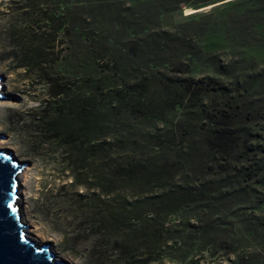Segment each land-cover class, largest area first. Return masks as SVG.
<instances>
[{"label": "rangeland", "instance_id": "1", "mask_svg": "<svg viewBox=\"0 0 264 264\" xmlns=\"http://www.w3.org/2000/svg\"><path fill=\"white\" fill-rule=\"evenodd\" d=\"M32 1L0 0V76L5 79L0 80V94L8 98L0 100V136L4 137L0 149L12 151L19 163H28L19 177L21 220L30 227V238L49 244L65 264H110L118 257L97 248L101 239L94 246L93 234H76L80 226L90 229L77 204L79 196L92 194L95 188L75 185L60 145L51 139L48 123L54 120L50 114L54 101L49 86L37 73L20 68L14 56L17 48L12 41L31 29L25 14ZM80 1L45 6L54 13L59 9L58 15L69 25L54 33L63 41L55 52L69 49L74 18L77 31L85 19L92 26L100 24L103 43L111 47L108 55L115 62L114 79L120 76L119 82L135 84L137 98L150 102L129 108L131 115L127 109V114L123 110L125 114L110 119L125 146H134L132 141L143 133L163 136L160 145L169 151L176 149L175 139H195L200 145L209 125L206 117L216 111L231 117L222 121L234 125V139L244 153L238 164L244 174H237L238 180L248 192L235 196L230 189L238 182L234 171L223 173L224 164L217 157L199 150L197 165L202 170L198 165L197 182L202 180L210 193L197 192V204L185 203L193 219L172 234L176 240L169 243L175 252L153 263L193 264L197 258L192 255L205 246L204 262L230 264L229 253L234 247H239L238 255L246 253L245 240L253 235L244 223L259 219L264 225V0ZM74 6L84 15L82 20L80 14H71ZM190 14L195 15L187 17ZM145 28L150 30L142 34ZM55 60L57 73L81 89L83 73L76 70L77 74L67 76L66 64ZM225 167L229 171L231 166Z\"/></svg>", "mask_w": 264, "mask_h": 264}, {"label": "trees", "instance_id": "2", "mask_svg": "<svg viewBox=\"0 0 264 264\" xmlns=\"http://www.w3.org/2000/svg\"><path fill=\"white\" fill-rule=\"evenodd\" d=\"M71 2L76 5L81 1ZM59 4L60 0L32 1L29 13L25 14L29 20L26 24L31 29L28 28L29 31L20 40H13L12 44L17 48L14 56L19 67L37 73L49 86L54 101L50 114L54 120L48 123V130L51 139L57 141L63 151V160L74 175L75 185L95 188L92 194L79 196L77 204L81 205L86 218L84 224L90 229L80 226L76 234H93L96 240L94 246H97V238L101 239L97 248L118 257L111 263L161 262L164 256L169 257L176 250L169 243V240H176L172 234L179 233L178 227L187 225L193 219V211L186 210L185 203L197 204V192L210 193L202 180L197 182V168L200 166L197 165L198 151L206 149L209 155L217 157L224 164L223 173L234 171V179L238 180L237 174H244L238 167L244 153L239 141L234 139V125L222 121L231 117H225L218 111L216 115L206 117L209 125L201 136L202 145L193 142L195 139H175L178 141L176 149L169 151L166 146L160 145L163 136L154 138L143 133L132 141L134 146H125L123 138L112 129L110 119L116 113L125 114L123 110L127 114V109L145 107L150 102L137 98L135 84H124L123 79L119 82L120 76L114 79L115 62L108 55L111 47L103 43L100 24L92 26L90 19L89 22L82 20L84 15L77 12L80 10L75 8L77 6L72 8L71 14H80L78 18L83 26L77 31L79 23L74 18L69 49L55 52L63 41L57 39L54 33L69 25L64 17L58 15L59 9L55 10L58 13H54L45 6ZM149 30L143 29L142 34ZM55 57L66 64L67 76L77 74L76 70L83 73L85 79L78 82L83 85L81 89L69 78L57 73L58 61ZM189 92L192 95V91ZM151 145L156 149L150 148ZM226 165L231 166L229 171H226ZM246 188L238 180L230 189L236 196L246 195ZM252 204L259 207L254 200ZM203 214L206 220L208 215ZM244 224L246 231L253 233L245 240L246 253L238 255L240 249L234 247L229 253V262L264 264V225L259 219ZM204 247L196 249L192 256L197 260L193 263L192 259L191 263L216 264L209 260L204 262Z\"/></svg>", "mask_w": 264, "mask_h": 264}, {"label": "water", "instance_id": "3", "mask_svg": "<svg viewBox=\"0 0 264 264\" xmlns=\"http://www.w3.org/2000/svg\"><path fill=\"white\" fill-rule=\"evenodd\" d=\"M0 80H5L0 76ZM0 94V100H6ZM4 137L0 136V140ZM28 163H19L10 150H0V264H65L55 260L49 244L32 240L21 220L20 173Z\"/></svg>", "mask_w": 264, "mask_h": 264}, {"label": "bare ground", "instance_id": "4", "mask_svg": "<svg viewBox=\"0 0 264 264\" xmlns=\"http://www.w3.org/2000/svg\"><path fill=\"white\" fill-rule=\"evenodd\" d=\"M195 14H197V13H199V12H201V10H192ZM1 150V149H0ZM2 151V150H1ZM42 242L40 243V245L42 246ZM55 260H58L57 258L55 259ZM60 261V260H59Z\"/></svg>", "mask_w": 264, "mask_h": 264}]
</instances>
